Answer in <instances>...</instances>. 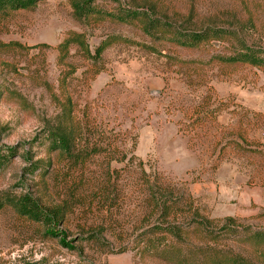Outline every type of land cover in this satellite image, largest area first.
<instances>
[{
    "label": "rangeland",
    "instance_id": "obj_1",
    "mask_svg": "<svg viewBox=\"0 0 264 264\" xmlns=\"http://www.w3.org/2000/svg\"><path fill=\"white\" fill-rule=\"evenodd\" d=\"M94 6L161 22L79 18L71 0L0 12V264H264V66L222 59L240 40L264 54V0ZM206 25L234 32L172 40ZM72 34L89 54L61 58ZM23 197L56 223L20 214Z\"/></svg>",
    "mask_w": 264,
    "mask_h": 264
},
{
    "label": "trees",
    "instance_id": "obj_2",
    "mask_svg": "<svg viewBox=\"0 0 264 264\" xmlns=\"http://www.w3.org/2000/svg\"><path fill=\"white\" fill-rule=\"evenodd\" d=\"M40 1L42 0H0V12L29 9L31 7H34ZM94 1L95 0H71L74 12L77 17L88 18L92 15L101 14L104 17L110 18L112 20L126 22L128 20L137 19L141 15H143L146 18L144 31L147 33L158 27L159 23L161 22V19L153 17L148 12H141L137 9H129L122 13L103 11L94 6ZM162 25H165L168 28H172V22L168 18L162 21ZM233 32L234 31L232 30V28L214 25L203 26L200 30H188L182 28L174 32L175 34H173L172 40L175 43L185 47H195L202 42L218 39L225 36L226 34L231 35V33ZM71 43H77L86 54H89V49L83 40V36L80 34H72L58 44L61 58L62 55L67 52L68 47ZM108 44V41H102L100 45L95 49V56L99 57L102 51L108 46ZM222 59L230 63L241 62L248 63L254 66H264V54L262 53V48L248 45L245 40H240V49L237 52ZM69 137L70 135H68L66 132H57V134L54 135V138L51 139V146H53L55 149L67 151L70 148ZM6 161L7 156H5V154L1 153L0 151V167H2ZM165 203L167 202L165 201ZM12 205L20 214L26 215L34 220H40L44 223H48V225L50 222L56 223V220L59 218V212L57 210H54L51 214L50 212H44L38 207L35 202L29 200L27 197H23L18 201H14ZM1 207L2 206H0V208ZM46 233L51 236L59 235L58 232H55L49 226H47L46 228ZM59 241L67 247L70 246L68 242H65L63 237L59 236ZM232 263L247 264L246 261L244 262V260L239 257H233Z\"/></svg>",
    "mask_w": 264,
    "mask_h": 264
},
{
    "label": "built area",
    "instance_id": "obj_3",
    "mask_svg": "<svg viewBox=\"0 0 264 264\" xmlns=\"http://www.w3.org/2000/svg\"><path fill=\"white\" fill-rule=\"evenodd\" d=\"M259 131H260V136H261L262 143L264 144V123L261 124V126L259 128Z\"/></svg>",
    "mask_w": 264,
    "mask_h": 264
},
{
    "label": "crops",
    "instance_id": "obj_4",
    "mask_svg": "<svg viewBox=\"0 0 264 264\" xmlns=\"http://www.w3.org/2000/svg\"><path fill=\"white\" fill-rule=\"evenodd\" d=\"M222 169H223V168H222ZM222 169L219 171V173L222 172ZM230 169H231V168H230ZM231 172L233 173V172H234V169H232Z\"/></svg>",
    "mask_w": 264,
    "mask_h": 264
}]
</instances>
